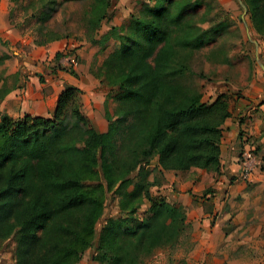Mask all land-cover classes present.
Returning <instances> with one entry per match:
<instances>
[{
  "label": "trees",
  "instance_id": "obj_1",
  "mask_svg": "<svg viewBox=\"0 0 264 264\" xmlns=\"http://www.w3.org/2000/svg\"><path fill=\"white\" fill-rule=\"evenodd\" d=\"M199 1L156 0L145 5L141 16H133L129 26H113L100 39L97 31L110 16L111 0H91L84 10L87 40L123 41L107 61L109 86L124 91L115 110L117 122L123 123L118 126V144L108 139L115 130L108 110L109 130L100 133L82 112V91L76 86L65 87L51 116L2 115L0 252L12 240L13 264H74L91 245L105 189L121 181L120 188L139 176L137 169L149 158H157L162 174L192 168L221 171L223 124L233 114L230 96L222 93L214 101H204L185 56L178 54L180 49L201 47L215 36L205 35L216 34L221 27H204L216 4L215 19L224 18L217 0H207L204 15L198 18L191 9ZM244 1L264 36V0ZM35 30L39 46L72 35L46 26ZM113 149L117 156L109 159L105 153ZM94 175L100 182L86 188L85 180ZM156 184L160 182L149 183ZM144 188L138 185L130 195L151 200L150 190L143 193ZM150 210L134 228H125L116 219L107 221L101 234L106 242L96 246L106 264H140L187 225V212L179 206L161 200Z\"/></svg>",
  "mask_w": 264,
  "mask_h": 264
},
{
  "label": "rangeland",
  "instance_id": "obj_2",
  "mask_svg": "<svg viewBox=\"0 0 264 264\" xmlns=\"http://www.w3.org/2000/svg\"><path fill=\"white\" fill-rule=\"evenodd\" d=\"M49 1L5 0L4 2L13 34L3 36L0 33V102L14 81V76L6 75L9 59L20 60L22 66H27L24 62L31 57V54H37L35 49H40V53L43 54L42 49L47 48L52 43L43 46L35 44V37H39V33L35 30L37 26H46L63 33L69 31L72 35L61 40L72 42L71 47L63 51L58 50L54 59H61L67 51L73 50V46L77 49L79 44L83 43L82 45L88 47L86 60H91L90 72L100 83L101 91L106 94L104 116L107 119L106 111L108 110L110 122L115 127L108 139L118 144L120 138L118 126L123 123L117 122L115 110L117 98L124 91L109 86L110 69L107 61L112 54L121 48L123 41L111 38L103 44H94L86 39L83 21L84 10L88 8L91 0ZM155 1L111 0L110 16L102 20L97 31V39H100L113 26H129L134 17L142 15L146 4L154 5ZM206 2L207 0H200L191 9L198 18L204 15ZM217 2L225 11L224 18L215 19V14L218 11L216 4L214 10L206 15L204 27L209 29L215 24H220L221 27L215 30L218 32L216 34H212V31L207 33L205 35L207 38L212 35L215 36L209 38L201 47L180 49L178 54L185 56V60L193 72L191 80L203 94L204 101H214L220 94L226 93L230 96V106L233 113H237L239 109L238 116H240L241 122L251 124L256 119L261 127L258 136L254 137L249 129L244 132L245 136L250 135L254 155L257 156V151L259 155H262L264 154V142L259 143V141L264 140V67L262 66V64L264 65V36L256 30L244 0H217ZM53 6L55 7L53 8ZM245 7L247 11H245ZM58 53L61 55H57ZM75 60L80 62L78 56ZM200 73H204L205 77L201 76ZM82 93L84 92L82 91ZM82 93L80 95L81 100ZM81 110L86 115L83 110V103ZM249 113H253V115L251 116ZM6 114V112L0 111V118ZM105 155L109 159H114L117 156L116 149L106 151ZM137 170L140 175L124 182L122 187L119 188L121 184L119 181L111 189H105L102 196L104 201L103 213L95 223L91 245L84 250L79 260L74 264H106L101 258L102 253L96 249V246L104 245L106 242L105 239H102L101 234L109 219L118 220L125 228L137 227L142 224L146 217L150 216V208L153 202L161 200L179 206L187 212L185 207L170 202L167 199L168 196L163 195L164 193L158 189L159 184L149 185L153 181L160 183L163 181L164 173L162 174L160 171L157 158L145 160L142 167ZM184 171V174L191 172ZM211 173V171L208 172L209 175ZM99 177L103 178L102 171ZM99 177L94 175L87 178L85 180L86 188H89L90 184L95 181L100 182L98 181L100 180ZM103 184L107 186L106 183ZM138 185L145 186L143 193L145 189L150 190L151 200L130 195V192L135 190ZM141 195V193L137 194V196ZM193 232L192 223L187 218V225L181 227L179 234L173 241L161 243L154 253L145 255L140 264H186L194 244ZM13 246L12 240L7 242L5 248L0 252V264L14 263ZM95 256L96 259H94ZM236 259L237 257L231 254L229 256L230 262L227 264H237L234 263ZM213 261L212 255L206 256L205 264H213ZM241 263L244 264V261Z\"/></svg>",
  "mask_w": 264,
  "mask_h": 264
},
{
  "label": "crops",
  "instance_id": "obj_3",
  "mask_svg": "<svg viewBox=\"0 0 264 264\" xmlns=\"http://www.w3.org/2000/svg\"><path fill=\"white\" fill-rule=\"evenodd\" d=\"M4 2H0V33L10 36L13 29ZM82 44L77 49L73 46L59 60L54 59L55 53L70 48L72 42L53 41L42 49L43 54L35 49L37 54L24 62L27 66L10 58L6 75L14 76V81L0 102V111L14 119L25 114L51 116L60 94L71 85L84 92L83 110L96 130L107 132L106 94L90 72L88 47ZM77 56L80 62L75 60ZM239 113L238 109L223 124L219 173L209 175L201 168H192L188 174L184 170H166L163 181L157 184L170 202L187 209L194 244L186 264H205L206 256L211 255L213 264H227L231 254L237 257V264H264V154L257 151V164L247 178L242 175L241 165L244 131L249 129L257 137L261 127L256 119L251 124L241 122Z\"/></svg>",
  "mask_w": 264,
  "mask_h": 264
},
{
  "label": "built area",
  "instance_id": "obj_4",
  "mask_svg": "<svg viewBox=\"0 0 264 264\" xmlns=\"http://www.w3.org/2000/svg\"><path fill=\"white\" fill-rule=\"evenodd\" d=\"M249 137L250 135L244 136V147L241 152L242 175L245 178H247L252 173L255 165L257 164L256 156L253 153L254 148L251 147V141Z\"/></svg>",
  "mask_w": 264,
  "mask_h": 264
},
{
  "label": "water",
  "instance_id": "obj_5",
  "mask_svg": "<svg viewBox=\"0 0 264 264\" xmlns=\"http://www.w3.org/2000/svg\"><path fill=\"white\" fill-rule=\"evenodd\" d=\"M245 11H247L246 7H245ZM262 66L264 67V65L262 64Z\"/></svg>",
  "mask_w": 264,
  "mask_h": 264
}]
</instances>
